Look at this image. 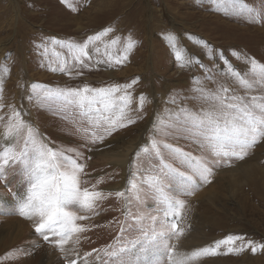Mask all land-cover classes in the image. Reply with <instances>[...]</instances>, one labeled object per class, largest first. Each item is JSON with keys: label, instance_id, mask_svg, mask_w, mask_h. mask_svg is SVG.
<instances>
[{"label": "rangeland", "instance_id": "obj_1", "mask_svg": "<svg viewBox=\"0 0 264 264\" xmlns=\"http://www.w3.org/2000/svg\"><path fill=\"white\" fill-rule=\"evenodd\" d=\"M72 3L73 8H69L61 0H0V68L9 69L7 73L0 72L3 83L0 104L4 105L0 109V116L4 117L0 121V133L7 123L10 106L22 108L23 119L51 146L77 148L84 153L88 174L85 179L88 184H95L97 179L103 178L98 185L101 190L116 191L115 185L124 177L121 162L126 154L129 159L124 188L127 187L131 174L137 170L133 166V161L137 160L134 154L151 139L154 122L168 110L181 105L193 110L201 107L200 101L193 99L196 95L194 76L210 90L223 84L235 94L245 95L246 89L221 70L223 60L219 56L209 59L207 53H223L233 67L245 74L248 71L245 58L264 63V22L250 23L246 17L226 13L214 4V0H72ZM247 4L258 10L264 6V0H247ZM109 27L113 31L106 40L117 36L126 38L131 34L137 42L123 66L109 67L92 62L90 70L80 69L83 75L76 76L74 70L69 76L49 70L43 48L37 47L53 37L83 42ZM169 35L176 38L186 55L198 57L206 67L203 70L196 66L180 67L168 43ZM233 52L239 53L240 59L233 56ZM209 70L211 80L205 78ZM137 77L139 80L131 90V115L136 123L117 130L103 144L89 145L92 151L83 146L85 141L77 132V128L88 127L86 118L77 109L63 104L36 106L27 99L32 83L50 87L87 84L100 88L125 85ZM141 94L147 101L140 113L142 118H137L135 110ZM174 97L177 99L175 105L170 103ZM168 142L199 154L197 146L188 140L169 137ZM3 144L0 140V146ZM148 160L149 157L140 152L137 167L143 162V167L147 168ZM211 179L212 183L203 185L194 195L183 197L188 210L183 225L185 235L179 242L181 249L191 251L211 246L229 234L264 243V196L260 198L255 194V191L264 193V142L244 161L216 169ZM7 180V187L0 180V238H7L6 242L0 240V264H67L65 253L44 242L34 233V227L26 234L17 235L20 223L32 221L34 225V220L18 214L19 195L25 191L21 169H9ZM152 203L149 194L147 207ZM101 207L100 215L80 222L92 230L81 234L78 245L74 241L65 245L66 251L75 248L83 254L116 243L119 228L113 221L123 220V201L112 197ZM223 251L221 249V253ZM197 264H264V249L255 255L249 249L240 255L205 257Z\"/></svg>", "mask_w": 264, "mask_h": 264}, {"label": "snow or ice", "instance_id": "obj_2", "mask_svg": "<svg viewBox=\"0 0 264 264\" xmlns=\"http://www.w3.org/2000/svg\"><path fill=\"white\" fill-rule=\"evenodd\" d=\"M61 2L73 8L72 0ZM214 4L226 13L246 17L250 23L264 22V6L257 10L248 6L247 0H214ZM112 31L111 27L105 28L83 42L53 37L37 47L43 48L49 70L69 76L75 70V75L81 76L80 69L90 70L92 62L114 67L128 61L137 42L131 34L106 40ZM168 43L180 67L196 66L201 70L206 67L198 57L186 55L174 36H168ZM206 55L209 59L219 56L223 60L221 70L246 89L245 95H237L223 84L210 90L194 76L193 99L200 101L201 107L193 110L181 105L154 122L151 139L134 154L137 160L133 166L137 170L131 174L127 187L120 190L99 189L103 178L88 184L84 153L77 148L51 146L23 119L22 108L10 106L7 123L0 133V140L4 141L0 146V180L7 187L8 170L21 169L25 191L23 195L14 194L19 195L18 214L34 220V233L65 253L67 264H197L205 257L240 255L249 249L255 255L264 249V243L233 234L191 251L182 250L179 244L185 235L183 225L188 210L183 197L192 196L203 185L212 183L216 169L244 161L264 142V63L245 58L248 66L245 74L233 67L223 53ZM232 55L240 59L239 53ZM8 71L6 66L0 68V72ZM210 73L211 70L206 79H212ZM138 80L137 77L125 85L100 88L87 84L50 87L32 83L27 99L36 106L63 104L77 109L88 124L77 128V132L85 141L83 146L92 151L89 145L103 144L117 130L136 123L131 115V90ZM257 91L261 94H250ZM2 93L0 82V99ZM146 101L143 94L138 97L137 118H142L140 113ZM170 103L175 105L177 99L172 98ZM3 107L0 104V109ZM3 120L0 116V121ZM169 137L190 141L197 146L199 154L168 142ZM140 152L149 157L147 168L143 162L137 167ZM149 194L153 200L150 208L147 207ZM112 197L123 201L124 218L113 221L119 228L116 243L83 254L75 248L66 251L65 245L70 241L78 245L81 234L92 230L80 222L100 215L102 203Z\"/></svg>", "mask_w": 264, "mask_h": 264}, {"label": "bare ground", "instance_id": "obj_3", "mask_svg": "<svg viewBox=\"0 0 264 264\" xmlns=\"http://www.w3.org/2000/svg\"><path fill=\"white\" fill-rule=\"evenodd\" d=\"M124 155V154H123ZM119 156V155H118ZM122 156V155H121ZM123 157H124V159H123ZM122 157V164H121V167H122V169L124 170V174H123V180L120 182V183H118V184H116L115 185V188H114V190H120V189H123L124 188V186H125V171H126V168H127V162H128V154H126V155H124ZM120 158V157H119ZM118 158V159H119ZM120 161V160H119ZM261 184V183H260ZM263 184V183H262ZM262 187V186H261ZM253 191V190H252ZM255 194H256V196H259L260 198H263V196H264V193H263V191H260V193L258 192V191H255ZM254 197H255V195H254ZM210 204H212V203H210ZM230 211V210H229ZM211 222V221H210ZM217 222V221H216ZM28 223V224H27ZM27 223H24V224H22V223H20V225L17 227L18 228V231L16 232L17 233V235H19V234H21V232H22V235L23 234H26V233H28L29 232V230H31V228H33V225H32V221H29V222H27ZM215 223V222H214ZM34 229V228H33ZM215 230V229H214ZM21 236V235H20ZM193 236V235H192ZM195 236V235H194ZM197 237H199V235L198 236H196V238ZM2 238H0V240H1ZM11 239V238H10ZM14 239V238H13ZM2 240H7V238L6 239H2ZM192 241V240H191ZM194 241V240H193ZM1 242V241H0ZM6 242V241H5ZM189 242V241H188ZM191 243V242H190ZM11 244V243H10ZM5 245H6V243H5ZM12 247V246H11ZM191 248V247H190ZM13 249V248H12ZM36 257H37V259L39 260V255L37 254V255H35ZM46 260L44 259L43 260V262H45Z\"/></svg>", "mask_w": 264, "mask_h": 264}]
</instances>
